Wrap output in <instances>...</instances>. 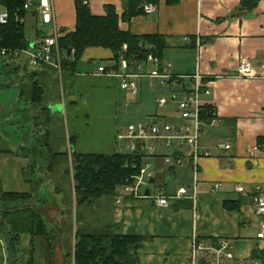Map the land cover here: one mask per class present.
<instances>
[{"label": "crops", "instance_id": "crops-1", "mask_svg": "<svg viewBox=\"0 0 264 264\" xmlns=\"http://www.w3.org/2000/svg\"><path fill=\"white\" fill-rule=\"evenodd\" d=\"M147 2L154 3L156 10L153 13L144 11L128 21L122 18L125 12L123 0H89V5L94 15L101 16L107 14L108 5H113L123 31L134 35L160 36L166 45L159 57L161 64H170L171 72L175 75L202 73L205 88L210 91L202 95L203 103L211 106L213 116L215 114L220 120L211 124V118L205 119L202 113L204 125L200 145L203 151H209L211 155L199 159L198 181L195 180L190 147L162 149L150 159L154 165L151 185L169 194H176L181 187H187L192 192L196 187L198 198L172 200L169 207L163 208L148 199H134L126 195L118 202L121 195L119 191L114 198L110 222L119 223L121 232L125 234L144 237L139 250L141 264H184L191 252L195 234L202 240L226 237L236 243L238 254L247 255L252 251L256 237H241V234L242 231L249 235L255 231L257 233V222L249 225L253 216L251 210L256 214L257 199L264 196V0ZM55 12V23L49 25L51 30L58 29L59 37L76 29L75 0H55ZM37 18L41 21L36 9L26 13V23L35 24L36 39L31 47L51 31L43 32L37 25ZM185 37H190L192 43L185 44ZM29 40L27 36L30 45ZM68 56L69 53H63L62 62ZM113 58L114 54L109 48L89 47L81 60L86 64H96L91 71L83 72L78 66L77 72L68 77L67 72H63L62 64L57 69L42 63L34 67L32 74L23 77L19 87L21 92L25 90L31 95L34 82L31 84L26 80H30L29 76H38L36 80L44 86V95H47L53 88L54 75L63 73L67 75L73 89L77 85L92 87L94 84L102 87L103 92L115 90L117 86L122 88L119 77L96 74L101 66L113 67L116 73L124 72L120 61L116 64ZM245 61L251 63L255 72L253 77L240 73L239 67ZM17 62L15 70L29 65L28 57L26 62L22 61V57ZM49 68L55 73L49 72ZM185 80L190 81L189 77ZM26 82L28 87L31 84L28 89L25 88ZM27 100L36 106L30 97ZM59 100H50L46 106L43 100L36 109L27 104L26 111L21 114L22 121L12 125L20 133L21 140L27 142L28 137L36 133L35 124L40 122V115L47 120L48 115L39 114V110L61 114L57 109L58 104H61ZM72 102L77 105L76 99ZM0 105L7 107L5 103ZM15 112L12 114L16 115ZM176 112L175 107L172 111H166L169 115ZM3 116L1 114L0 119L5 124L7 116ZM3 124L0 122V126ZM224 142H230L231 148H218ZM255 146L258 148L254 149ZM120 147L118 144L119 150L112 152H121ZM164 155H172L175 159L167 163ZM178 157L182 158L181 162L177 161ZM216 183H220L221 187L215 189ZM258 187L262 193L257 192ZM247 212H250V217H247Z\"/></svg>", "mask_w": 264, "mask_h": 264}, {"label": "rangeland", "instance_id": "rangeland-1", "mask_svg": "<svg viewBox=\"0 0 264 264\" xmlns=\"http://www.w3.org/2000/svg\"><path fill=\"white\" fill-rule=\"evenodd\" d=\"M37 25L43 32L51 30V25L41 23L38 18ZM34 28L35 24L32 22L27 24L26 34L31 39L29 46L36 39ZM26 59L27 56L22 55V61L26 62ZM17 66V61L0 55V103L7 105H0V115L7 116L5 124L0 119L3 124L0 126V188L29 193L30 198L25 200H35L30 204L43 216L47 225L46 235H22L23 264L26 259L31 260L28 264H75L76 232L82 223L78 219H84L93 225L110 222L114 198L103 195L94 200L91 206L78 208L72 150L102 153L118 151L117 131L127 128L131 123L155 122L157 115L174 110V104L159 108L157 103L160 97L171 98L173 89L160 86L159 80L149 78L138 82L137 94L120 86L103 92L102 87L96 84L92 87L77 85L73 89L64 74L57 73L54 75L53 88L44 95V106L50 104V100L60 98L63 110L61 114L53 112L48 115L43 109H38L39 114L41 112L43 116L48 115L49 120L40 115V129L29 136L26 142L21 140L20 133L12 125L22 121L21 114L26 111L27 104L34 109L38 108L28 102L29 93L24 97L19 96V85L23 82V77L32 74L34 67L28 65L27 68L24 66L15 70ZM78 66L81 71L87 72L96 64H86L80 60ZM149 67L153 68L154 65L150 64ZM49 72L55 73L51 68ZM37 77L29 76L30 80L26 81L32 84ZM31 84L28 87L26 82L25 88H30ZM74 99L77 100V105L72 102ZM13 111H16V115L12 114ZM31 119H35L33 114ZM167 120L173 121L172 118ZM121 145L122 143L119 144ZM162 149L159 147V150ZM29 154L32 155L28 156ZM150 187L155 189L154 184ZM9 206L7 208H14L15 205ZM251 212L253 216L249 225L259 221L257 213L254 214L253 210ZM77 213H81L83 218L78 217ZM250 215L247 212V217ZM3 228L0 227L1 238H4ZM255 233L256 231L249 235L242 231L241 237L254 238ZM5 239V247L0 244V264L10 263ZM69 251L72 253L70 257L67 256Z\"/></svg>", "mask_w": 264, "mask_h": 264}, {"label": "trees", "instance_id": "trees-1", "mask_svg": "<svg viewBox=\"0 0 264 264\" xmlns=\"http://www.w3.org/2000/svg\"><path fill=\"white\" fill-rule=\"evenodd\" d=\"M147 1L152 0H123L125 8L123 20L128 21L133 16L144 13L142 5ZM24 2L25 0H7L12 18L9 24L0 27L2 47L20 49L28 45L25 24L15 19V11L20 10L18 11L20 14H26L23 10ZM75 3L76 29L59 37V45L63 51L68 53L70 48L73 49V54L62 62L63 72H67L68 77L77 72L79 61L89 47L101 46L111 49L116 64L120 61L124 45H127L125 57L130 62L145 61L149 53L161 57V50L166 46L163 39L158 35H134L129 31L121 30L119 16L113 5H108L107 14L101 16L92 13L89 2L75 0ZM106 69L111 70L113 67H106ZM67 75L64 76L68 79ZM30 92L31 101L39 106L44 100L45 91L38 80L33 83ZM26 93L22 90L20 97H24ZM213 111L211 106H205L203 117L212 118ZM47 119L49 120V117ZM40 124V122L35 124L37 129H40ZM72 156L78 208L91 206L94 200L103 195L116 198L126 179L137 172L132 166L134 156L122 152L102 153L75 150ZM27 198H30L27 192H14L0 188V210L2 212L0 221L4 227L3 236L6 240V230L10 232V241L7 240L10 253L9 264H23L22 235L41 236L48 233L43 216L30 204L35 200H25ZM13 205H15L14 208H7ZM77 215L83 218L81 213ZM78 220L82 223L76 232L75 264H141L139 250L143 245L144 237L121 232L119 223L108 222L93 225L84 219ZM71 255L70 251L67 252L68 257ZM29 262L31 260L26 259L24 264Z\"/></svg>", "mask_w": 264, "mask_h": 264}, {"label": "built area", "instance_id": "built-area-1", "mask_svg": "<svg viewBox=\"0 0 264 264\" xmlns=\"http://www.w3.org/2000/svg\"><path fill=\"white\" fill-rule=\"evenodd\" d=\"M84 1L85 3L89 2V0ZM142 8L145 13H153L156 10V5L147 2L142 5ZM34 9L38 11L42 23H55V0H25L23 10L28 13ZM18 11H15L16 21L25 24L26 14L22 15ZM11 18L12 12L7 5V0H0V27L9 24ZM191 43V38L185 37V44ZM27 44V47L20 49H10L0 45V55L12 61H17L22 55H26L29 65L33 67L45 63L57 69L61 68L62 54L65 51L59 45L58 29L51 30L48 35L39 39L34 47ZM126 50L127 47H124L123 53L120 54V63L125 69L124 72L116 73L114 69L107 70L105 66H101L96 74L112 78L119 77L122 88L133 94H137L139 91L138 82L140 79H157L161 85L177 89L172 92L171 98L164 96L157 100L159 108L174 104L177 112L170 115L159 114L155 122L131 123L127 128L117 131L116 139L119 144L122 143L120 151L134 156L132 166L137 170L126 179L120 189L121 195L117 201H121V198L126 195L134 199H148L159 207L167 208L172 200L196 199L198 198L196 187L192 192L187 187H181L176 194H169L158 188L151 189L154 165L150 159L159 154V147L163 149L190 147L192 152L190 158L195 165V180H199V159L202 156L211 155L209 151H203L200 145L202 126L204 125L201 116L205 106L202 95L210 93L209 89L205 88L204 76L200 72L191 76L175 75L171 72V65H162L161 59L154 53H149L145 61L133 60L130 62L125 57ZM149 63L154 65L152 69L147 67ZM239 71L243 76L253 77L255 75L254 69L248 61L241 64ZM188 77L189 82L185 80ZM168 118H172L173 121L168 122ZM219 120V117L214 114L210 122L216 124ZM218 148L229 149L231 143H220ZM257 148L258 146L254 147V149ZM164 158L167 163H172L175 159L172 155H164ZM181 160V157L177 158V161L181 162ZM220 187V183L215 184V189ZM147 189H149V193H146ZM257 192L262 193V189L258 187ZM256 213L259 217L256 224V243L250 253L247 255L238 254L236 243L226 237L218 240H202L198 239L195 234L191 252L184 264H264V196L257 199ZM4 238H1L0 235V244L5 247Z\"/></svg>", "mask_w": 264, "mask_h": 264}, {"label": "water", "instance_id": "water-1", "mask_svg": "<svg viewBox=\"0 0 264 264\" xmlns=\"http://www.w3.org/2000/svg\"><path fill=\"white\" fill-rule=\"evenodd\" d=\"M72 52H73V49L70 48V49L68 50L69 55H71ZM57 109H58L59 112H62V110H63V109H62V104H60V105L57 107ZM72 151H75V150L73 149ZM151 181H153V179H152ZM146 192L148 193L149 190H147ZM40 195H41V194H39V197H40ZM36 201H37V200H36ZM6 236H7V240L10 241V232H9L8 229L6 230Z\"/></svg>", "mask_w": 264, "mask_h": 264}, {"label": "flooded vegetation", "instance_id": "flooded-vegetation-1", "mask_svg": "<svg viewBox=\"0 0 264 264\" xmlns=\"http://www.w3.org/2000/svg\"><path fill=\"white\" fill-rule=\"evenodd\" d=\"M30 156V155H29Z\"/></svg>", "mask_w": 264, "mask_h": 264}]
</instances>
